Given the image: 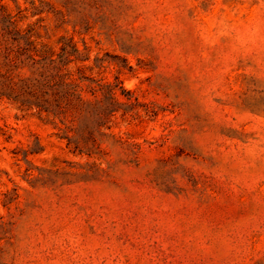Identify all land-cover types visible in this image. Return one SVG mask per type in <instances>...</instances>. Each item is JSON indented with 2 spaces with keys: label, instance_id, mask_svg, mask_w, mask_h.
I'll return each mask as SVG.
<instances>
[{
  "label": "rangeland",
  "instance_id": "1",
  "mask_svg": "<svg viewBox=\"0 0 264 264\" xmlns=\"http://www.w3.org/2000/svg\"><path fill=\"white\" fill-rule=\"evenodd\" d=\"M62 37L115 90L86 128L32 104ZM5 47L0 264H264V0H0Z\"/></svg>",
  "mask_w": 264,
  "mask_h": 264
},
{
  "label": "trees",
  "instance_id": "2",
  "mask_svg": "<svg viewBox=\"0 0 264 264\" xmlns=\"http://www.w3.org/2000/svg\"><path fill=\"white\" fill-rule=\"evenodd\" d=\"M26 46L28 58L37 66L38 78L31 93L32 104L37 108L39 117L57 127V119L63 123L67 117L72 116L80 122V127H88V121L83 116L89 111V107L98 104L100 89L108 87L111 94L115 93L111 84L88 73L94 69L87 64L90 59L88 48H85L86 52H82L76 42L63 37L59 40L57 49L46 45L36 47L31 39L27 40ZM11 53L8 47L0 52L9 61L14 58ZM96 64L97 61L95 66L98 67ZM61 138L66 139L68 145L76 144L78 140L67 134Z\"/></svg>",
  "mask_w": 264,
  "mask_h": 264
}]
</instances>
